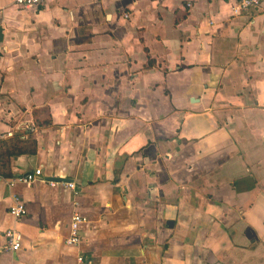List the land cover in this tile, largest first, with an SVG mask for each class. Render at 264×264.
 <instances>
[{
  "label": "crops",
  "instance_id": "0c3cea01",
  "mask_svg": "<svg viewBox=\"0 0 264 264\" xmlns=\"http://www.w3.org/2000/svg\"><path fill=\"white\" fill-rule=\"evenodd\" d=\"M238 2L0 0V264H264V0Z\"/></svg>",
  "mask_w": 264,
  "mask_h": 264
},
{
  "label": "built area",
  "instance_id": "2783aa9c",
  "mask_svg": "<svg viewBox=\"0 0 264 264\" xmlns=\"http://www.w3.org/2000/svg\"><path fill=\"white\" fill-rule=\"evenodd\" d=\"M47 0H15V4L23 9L39 10L46 6ZM263 0H239L234 8L235 15H240L243 12H250L253 9L261 7ZM126 18H129L128 14H125ZM41 169H36L34 172L23 175L16 179L17 182L23 184H32L42 178ZM55 185V182H51ZM72 190L76 189L73 182L63 183ZM10 215L15 219V221H20L22 218L27 216L28 211L26 205L21 197L15 196L13 198V205L9 210ZM87 222V218L81 212L74 214L71 225H70V235L66 240V244L71 247H79L81 244L80 231L82 226ZM6 246L5 250L11 253L18 252L22 245V234L16 229H9L5 232ZM79 263H84V258L79 257Z\"/></svg>",
  "mask_w": 264,
  "mask_h": 264
},
{
  "label": "water",
  "instance_id": "95a60500",
  "mask_svg": "<svg viewBox=\"0 0 264 264\" xmlns=\"http://www.w3.org/2000/svg\"><path fill=\"white\" fill-rule=\"evenodd\" d=\"M49 181L55 182V183H71L72 180L64 179V178H51Z\"/></svg>",
  "mask_w": 264,
  "mask_h": 264
},
{
  "label": "trees",
  "instance_id": "16d2710c",
  "mask_svg": "<svg viewBox=\"0 0 264 264\" xmlns=\"http://www.w3.org/2000/svg\"><path fill=\"white\" fill-rule=\"evenodd\" d=\"M29 143H33V142H29ZM32 150H35V148H32Z\"/></svg>",
  "mask_w": 264,
  "mask_h": 264
}]
</instances>
